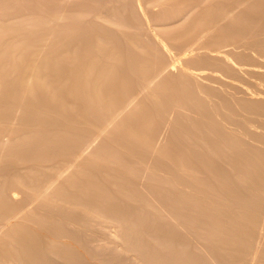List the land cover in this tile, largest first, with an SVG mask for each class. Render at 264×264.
<instances>
[{
  "label": "rangeland",
  "instance_id": "374dc122",
  "mask_svg": "<svg viewBox=\"0 0 264 264\" xmlns=\"http://www.w3.org/2000/svg\"><path fill=\"white\" fill-rule=\"evenodd\" d=\"M37 3H39V4H37ZM14 4L12 1H9V0H4V1L0 0V41L2 43L3 41L5 42L8 39H10L9 41L15 40L18 43V44L16 43L17 48L23 49V52H22L23 56L27 55L28 53H33V51L35 52V49L38 51L40 50L39 52L42 51V55H40V56L43 58L46 56L48 57V59L46 57V59L48 60L47 61L48 67L46 68V70L48 72L45 69L43 70V71H45V72H43L44 74L47 73L46 78L44 80L47 79L48 81L47 80L46 81L48 82V84L40 81L39 87L41 84L42 85L44 84L45 86L43 85V90H42V89H40V88H42V85L40 88L38 87V85H36L37 91L38 90H41V91L45 90L46 91V90H49L50 88H53L52 91H55V89H56L55 92H56V95L58 97H55V99H53L54 97L53 98H46L47 97L46 95H45V97H43L44 94L43 95L40 94V96L38 97V95H39L38 94V95H36L37 98H33V97H31L30 94L28 95V93L21 97V95H20L21 89L19 87H17V84H16L17 81L16 80L18 79L17 75L23 70V66H22L23 64H21L20 59L15 60L16 63L15 62L14 63L16 64V66L14 63L13 64L10 63L12 60L7 61V59L9 57H7L6 54L8 52L4 53V57H6V58H4L2 56L3 58L1 57V59H0V89H2L4 91H12L14 89L13 87H15L16 89H14L13 91L16 93V95H18V96L15 95L16 96V97H14L15 99L18 100V98L19 99L23 98L24 101L25 102L27 101L28 103L32 102V101H36V102H40V104H42V105L50 106V108L52 109L51 113H53V114H51L49 111L47 114H49L50 116L44 117L45 119H43V120H45V121L50 120L51 118H54V117L61 118L62 114H66V115H68V117H69V115L70 116L72 115V117L77 120L78 125L81 127L80 131H82V133H80V131H79L80 135H78L77 132H76L77 135L75 133H71V135L70 134L66 135V137H67L66 141L68 142V144L69 143L73 144L74 142H75V144L79 143V145H77V146H79V150L84 146L83 152H85L87 154L88 152H91L94 149V146L98 147L102 143H104V140H105L106 146H109V145L110 146H119L120 144H118V145H116V144L114 145L113 143L107 144V141L114 139L116 137H119V136H124L126 138V140H128V138L130 137L129 138L130 143L128 145L124 144V146L125 145L126 146H137V147L139 146L138 148H141L142 146H144L145 147L144 150H147V147L149 149H150V147H151V149H155L158 147V145H159V147H161L163 145L162 147H164V146L168 147L167 148L168 150L166 149L168 151V154H169V152H173L171 150H174L175 152L179 151V145H181L182 143L181 144L178 143L179 140H178V142L176 140L174 143V138H173L174 136H177V133L180 130L179 122L181 120H182L181 121L182 123L187 121L185 123H187V125H190L191 123L188 124L189 123L188 121H190V122H192V125H194V124L197 126L199 125V127H201L203 124V122L201 121L202 120L201 115L203 113L201 115H199L200 114V112H199L200 107L197 104L199 101L201 102V100H202L200 98V96H201L202 98L205 97V99H208V101L204 99L205 101L203 100V102H201L202 107L208 105V103L211 102V104L209 103L210 105H208V107H205V108H207L208 110L211 108L210 111L215 112V116H213L214 114L211 113L212 116L215 117V118H213V117L212 118H213V120L216 121V123L219 122L221 124V128L226 130V128L228 127L229 129L228 128L227 129L229 131L228 130H226V131L230 132V130H231V133L232 132L233 133L238 132L236 137L238 135L240 136V137L238 136L240 139V142L241 143L246 142L245 144H247L248 146L251 145V146H249L251 149L248 147L249 148V149L247 148L248 150L253 149V151H255V150H257V146H259V145H261V147L264 148V136H263L264 135V129H262V128H264L263 127L264 126V115H263L264 110H260L261 108L264 109V106H263L264 105V69H263L264 68V48H263L264 47V16H263L264 15V0H199V1L198 0H44V1L26 0V1H18V2L14 1ZM16 4H18V5L16 6ZM148 8H150V10ZM230 15H233V16H230ZM260 15H261V17H260ZM144 17H145V19H144ZM248 19H249V21H248ZM196 21H197V23H196ZM159 22H161V23H159ZM206 23L209 25L208 27L206 26L207 25ZM158 27L159 28L163 27L162 28L163 30H160ZM4 29H6V30H4ZM200 30H201V33H200ZM151 31H153V32H151ZM118 32H119V34H118ZM125 32H126V35H125ZM204 32H205V34H204ZM160 33H162V34H160ZM173 33H174V35H173ZM152 36H153V38H151ZM179 36H181L182 38ZM128 37L131 40L128 39ZM192 37H194V38H192ZM201 38H202V40H201ZM131 41H133V42H131ZM194 41L195 42L197 41V43H195ZM175 42H177V43H175ZM1 43H0V46L2 45ZM129 43L130 44L132 43V44L130 45ZM3 44L5 46V43H3ZM73 45H76L77 51H73L74 47H75V46L73 47ZM237 45H240V46H237ZM127 46H129L130 48ZM205 46H207V47H205ZM67 47H69V48H67ZM169 47H171V48H169ZM0 49H2V46ZM186 49H187V51H185ZM70 50L72 51L71 53H70ZM108 50L110 53L108 52ZM17 51H19V49ZM213 51H214V53H213ZM74 52L76 54H74ZM88 52H90V53H88ZM125 54H126V56H125ZM131 54H132V56H131ZM44 55H46V56H44ZM93 55H94V57L96 56L95 58L97 60L93 57ZM135 55H137V56H135ZM203 55L204 56L206 55V56L204 57ZM222 55H224V56H222ZM232 55H234V56H232ZM131 57L132 58L134 57V59H132ZM228 57H230V58H228ZM43 58H41V59H43ZM53 58H56L55 60H57L56 61L57 63H55V60ZM92 58L95 60H93ZM128 58H130V60ZM203 58H205V59H203ZM89 59H91V61L92 62L94 61V62L93 63L91 61H89V63L87 62L88 65L92 63V66L89 65L87 67V64H85V63H86V60L88 61ZM131 59H132V61H131ZM135 59H136V61H135ZM202 59L205 61V63ZM7 62H9L8 63L9 65L7 64ZM63 62H65V63H63ZM3 63H4V65H2ZM104 63H105V65H104ZM130 63H131V65H130ZM83 65H84V67H83ZM3 66H5V67H3ZM232 66H234V67H232ZM1 67H2V69H1ZM6 67H7V69H6ZM74 67H75V69H74ZM97 67H98V69H97ZM260 68H262V69H260ZM89 69L90 70L92 69V70L90 71ZM101 69H102V71H101ZM189 69H191L192 71ZM238 69H239V71H238ZM75 70L78 72H76ZM103 70H105V71H103ZM10 71L13 72V74L10 73ZM63 71L64 72L66 71L65 73H68V74L70 73V74L67 76V74L62 73ZM131 71H133V73H131ZM5 72H7L8 75ZM75 72H76V74H75ZM252 72H253V74H252ZM49 73H50V75H49ZM180 73H181V75L184 74V76H186V78L189 81L188 83H187V79L186 78L184 79V76L183 75L181 76ZM4 74H6V75H4ZM89 74H91V75H89ZM65 75H66V78L65 77L62 78V76H65ZM201 75H203V76L205 75L204 76L205 78L203 77V80L200 78V77H202ZM85 76H90L89 80H87L88 77L86 78ZM194 76L196 79L194 78ZM251 76H253V79ZM49 77H51L52 81H50L51 79ZM197 77L199 79L198 80L199 83L196 82ZM211 77H212V79H211ZM85 78H86V81H85ZM99 78H101V79H99ZM140 78H142V79H140ZM172 78H173V80H172ZM90 79H92L93 82H94V80H96V82H97L98 79L102 80L104 82L103 85L105 87L102 90L103 92L102 91L100 92L101 95H100V93H94V92L88 90L89 88H92V84H93L92 81H90ZM179 79H180V81H179ZM191 79H194V80H191ZM150 80H151V82H153V81L154 82L151 84V83H149ZM1 81H2V83H1ZM9 81L11 82L12 85H10ZM55 81H57V82H55ZM184 81L186 82V85H185ZM206 81H209V82H206ZM51 82L53 83V85H51L52 84ZM174 82H176V83H174ZM191 82H194V83H191ZM210 82H212L211 83L212 85L211 84H209V85L205 84V83H210ZM147 83H149V85H147ZM195 84H196V86H195ZM201 84H203L202 85L203 88L201 87ZM49 85L53 86V87H50ZM46 86H49V88ZM247 86H249V87L252 86V87L249 88ZM44 87H46V88L44 89ZM11 88H13V89H11ZM148 88H150V90H151L150 93L148 92V91H150V90H148ZM151 88H153V89H151ZM155 88H156V90H154ZM181 89H183L182 90L183 92L185 91L184 92L185 94L182 93ZM185 89L186 90L189 89L187 93H186ZM237 89H239V90H237ZM242 89L245 91V93ZM17 90H19L18 91L19 93L17 92ZM152 90L158 92L157 93L158 96H157V94H156L157 97L155 96L156 98L154 97L153 94H151ZM192 90H194V92L196 90V93H194V92L191 93ZM88 91H89V93H88ZM154 91H153V93L155 94L156 92H154ZM176 91H177V93L179 92V94H178L179 97L177 96L179 99H180V94L183 96V97L181 96L183 98V101L181 99L178 100L175 97ZM226 91L227 92L229 91V92L227 93ZM248 91H250V92H248ZM0 92H2V91L0 90ZM126 92H127V95H126ZM168 93L170 95H172V94H175V95L170 97V95ZM132 94H134V95H132ZM150 94L155 99H152ZM189 94L191 95L190 97L193 100L197 101L196 102L197 105L194 102L192 103L193 100L189 101L190 103L188 101L185 102L186 99L190 100V98H187L188 97L187 95H189ZM232 94L234 96H232ZM237 94H239V95H237ZM242 94H244V95H242ZM245 94H247V95H245ZM103 95L105 98H103ZM196 95L198 98L194 99V98H196ZM206 95H207V97H206ZM2 96L3 97H0V117L7 115V116H9L8 119L15 121V122L11 123L10 125L14 127V128L11 127L13 132H15V130H18L19 133H17L18 134V136H17L15 134H13V132H9L10 129L5 128L7 126L0 124V156H1L0 157V167H2L1 168L2 172L0 170V172H1L0 174H3V172L8 173L14 167L18 168L19 166L20 167L25 166V164L33 161V160L29 161V158H31L32 156L28 152L25 151L27 149H23V147H25V146L26 147L28 146V148H29V146H30L29 143H31L32 139L34 141V143H32V144L40 145V140L47 138L49 136L50 137L48 139L53 137V135H51L47 131L46 128H39L40 129L39 132L28 133V131H30V129H28V128L24 129L23 126L21 125V122L23 121L24 117H27V115H28V114L26 115L27 109L24 110L23 109L24 107H22V106L20 107L19 106L20 102L17 103V105H16V102L13 103V105H14V108H13V105H11L10 103L8 104V102L6 100V99H9L8 101H10L11 96L10 97H8V96L6 97V95H2ZM164 96H168V98L167 97L165 98ZM241 96H242V98H241ZM244 96H245V98L247 97L246 98L247 100L245 98H243ZM115 97H117V98H115ZM235 97L238 100L241 98V101L243 100L242 103H241V101H237L235 99ZM1 98L5 101H3ZM173 98H175V99H173ZM184 98H185V100H184ZM223 99L224 100L227 99V101H224ZM251 99H253L256 103L254 104L253 103L254 101ZM220 100L222 101V104H221ZM153 101H155V102H153ZM230 101H231V104H230ZM234 101H236V103ZM136 102H137V104H136ZM200 102H199V104H200ZM225 102H227V103H225ZM246 102L247 103L249 102L250 105H249V103L247 105ZM164 103H165V105H164ZM243 103L245 106L243 105ZM252 103L254 104L253 106H252ZM157 105H159L161 108L160 113L156 112V111H159L158 110L159 107H158V109L157 108L155 109V107H157ZM224 106H225V108H223ZM260 106H261V108H260ZM162 107H163V110H162ZM190 107H191V109H189ZM197 107L199 109H197ZM230 107H232V108H230ZM233 107H235V108H233ZM237 107H239V108H237ZM226 108H229V109H227V112L225 110ZM55 109H57V112H54ZM63 109H64V112H63ZM186 109H188V110H186ZM221 109H222V111L224 110L223 113H222V111L220 112ZM233 109H235V111H233ZM255 109H257L258 111ZM154 110H155V112H154ZM202 110H204V109L202 108ZM162 111H163V113H162ZM201 112H204V111H201ZM255 112H256V115H255ZM176 114H177V117H176ZM179 114H180V116H179ZM211 114L209 113L210 116H211ZM220 114H222V115H220ZM112 115H114L113 116L114 120L112 119ZM122 115H124V116H122ZM172 115L173 116L175 115L174 118H172L173 117ZM183 115L187 116V117H184ZM178 116L181 117L182 119H180ZM188 116H190L189 118H192L193 121H192V119L188 120L187 119ZM253 116L255 117V121H253L254 120ZM229 117H230V119H229ZM237 117H238V119H236ZM163 118H165L166 120ZM177 118H178V120H177ZM216 118H219V119L216 120ZM222 118H224V119H222ZM261 118L263 119V122L261 121L262 120ZM161 119L163 120V122ZM195 119H198V120L195 121ZM231 119L236 125L231 121ZM242 119L243 120L245 119V120L243 121ZM256 119H257V121H256ZM241 120H242V122H241ZM222 121H224V122L226 121V124ZM146 122H148V123L146 124ZM227 122H230V124H232V125L227 124ZM239 122H240V124H239ZM120 123H121V125H120ZM166 123L169 126H167ZM249 123H250V125H249ZM261 123H263V124H261ZM149 124H151V125H149ZM220 124H218V125L220 126ZM245 124H247L248 126L245 127L246 126ZM182 125H183L182 127H184V124H182ZM241 125L242 126L245 125V126L241 127ZM231 126H234V127H231ZM94 127H96V128H94ZM126 127H128L130 130L132 129V131H134V132L130 131ZM137 127H139V128H137ZM151 127H152V129H151ZM178 127H179V130H177ZM182 127H181V130H182ZM190 127H191V125L188 128H190ZM238 127H241L243 129L238 128ZM161 128H163V129H161ZM169 128H170V130H169ZM188 128L186 127L185 129H188ZM230 128H232V129H230ZM247 128H248V130H246ZM150 129H151V131H150ZM185 129H184V131H185ZM101 130H103V131L101 132ZM147 130H149V131H147ZM157 130H159V131H157ZM251 130H253V131H251ZM260 130H262V131H260ZM23 131H26L27 134L22 136L21 132H23ZM93 131H96L97 133L93 132ZM142 131L143 132L145 131V132L142 133ZM162 131H163V133H162ZM166 131L168 134L166 133ZM189 131L193 132V130H189ZM189 131H187V132H189ZM243 131H246V134ZM247 131H248V133H247ZM175 132H176V135H175ZM195 132L196 131L194 130V132L191 134H195ZM241 132H243V133H241ZM255 132L258 135L255 136V134H254ZM257 132H259V133H257ZM134 133H136V134H134ZM171 133H172V136L170 135ZM173 133H174V136H173ZM183 133L185 135L181 134V132L178 133V136L175 137V139L181 138V140H184L183 138H185V136H187L186 135L187 133H185V132H183ZM252 133H253V135H252ZM261 133H263V135ZM81 134H82V138H81ZM83 134H84V136H83ZM111 134H113V135H111ZM180 134L183 135V137ZM205 135L208 136V133H205L203 136H205ZM88 136L92 137V138L89 139ZM153 136L157 139H154ZM163 136H165V137L163 138ZM191 136L192 137H189V138H191L193 140L191 142L192 145H194V143L197 144L196 140H194V138H193L196 135H194V136L191 135ZM258 136H259V139H258ZM98 137H100V138H98ZM209 137L210 136H208V138ZM14 138H16V139H14ZM137 138L140 139L141 142ZM187 138H188V136H187ZM241 138H243V139H241ZM12 139H13V141H12ZM36 140H39V142H36ZM54 140H57V139H54ZM131 140H133V141H131ZM14 141H15V143H13ZM144 141H145V143H146V141H149V142L151 141L150 142L151 145L149 146V143H147V145H145ZM247 141H249V142L247 143ZM154 142L156 143V145L153 146L152 143L155 144ZM251 142H252V144H249ZM135 143H138V144H135ZM142 143H144V144H142ZM176 143L178 145H176ZM12 144H14V146L18 147V148L22 147L21 149H23L25 152H22V153H21V151L9 152L7 149L10 146H13ZM72 144H71V146L74 145V144L73 145ZM173 144H174V146H173ZM199 144H202V143H199ZM81 145H83V146L81 147ZM85 145H86V147H85ZM121 145L123 146V144H121ZM168 145H170V146H168ZM192 145H190V146H192ZM46 146H50V144H48ZM88 146H89V149L87 148ZM101 146H105V144L104 145L102 144ZM175 146L176 147L178 146V148H175ZM36 147L42 148L40 146H36ZM226 147L227 146H225V147L221 146V148H216V151L222 150L225 152V150H227ZM259 147H258V151L263 150L262 153L264 154V149L263 148L260 149L261 147L260 148ZM85 148L88 149V151H86ZM223 148H224V150H223ZM158 149H160V148H158ZM75 150H77V149H75ZM112 150H113V148H112ZM142 150H143V148H142ZM115 151L117 152L118 150H115ZM120 151L121 150H119L118 152L121 153ZM125 151L126 150L123 151L124 152L123 154H125ZM214 151H215V149H214ZM228 151L229 150H227V152ZM79 152H81V151H79ZM77 154H81V153H77ZM206 155H207V153H206ZM213 156H214V159H216L215 155H213ZM213 156L211 155V157H213ZM68 158H70V156ZM101 162L105 163L106 161L101 160ZM22 164H24V165H22ZM136 167L132 168L131 171L128 168L127 172H130V174L132 173L131 175H133L134 173H137V175L136 174L135 175L141 177V178L137 177V179L138 178L142 179V180L144 179V181L148 180L149 175L147 176V172H146L147 170L146 171L144 170L145 167L140 166L141 168H143V171H145V172H143V177L141 176L142 169L139 167L141 169V171H140V169L138 167H137L138 168L137 169ZM10 168H12V169H10ZM138 170L141 172V174L138 173L139 172ZM128 175H129V173H128ZM193 175H194V173H193ZM194 176H196L197 179H199L197 175H194ZM188 178L189 177H187L186 179H188ZM191 178L192 177H190V179ZM50 180L52 181V179H50ZM142 180H140V181H142ZM182 180H184V179H182ZM182 180L181 179L175 180L176 182L173 185L178 184L179 182L177 183V181H180L181 184H183L184 182L182 183ZM189 181L194 182V179H191ZM189 183L190 182H188V185L190 186L191 183L190 184ZM11 184H14L16 186L17 183L16 182L10 183V184L8 183L7 187H9V188H8V190H7V188H5V189L7 190V192L9 194L13 193L12 195H14L15 201L18 198V201H16V203L17 204L19 203L18 205H19V207H21V210L19 208V211L22 212V209H23L22 206H24L23 204L26 203L24 206V209H26L27 212H30V214H31L32 208H33L32 212L34 211V213L35 212L36 213H39V212L42 213L43 211L45 212V210H42L44 208L41 207L40 202H37L34 199L32 200V198L30 200L26 197V196H28L27 195L28 193H25L26 191H23L24 188L22 189V188H19V186L15 187L13 185V189H14L13 190L11 188L12 187ZM179 184H178V187H180V188L182 186H183L182 188H184V187L186 188V186L188 187L186 182L182 186H180L181 184L180 185ZM192 185H194V183ZM5 187H6V185H5ZM192 187H194V186H192ZM11 189L14 192L13 191H12V193L9 192V191H11ZM15 189H16V191H15ZM189 189H193V188H189ZM24 194H26V196ZM184 197L187 198L188 194L184 195ZM11 198H12V196H11ZM14 198L11 199L12 205H16V203L13 202ZM29 198H30V195H29ZM181 198H183V197H181ZM181 198L178 199V197H177V199H175L176 200L175 202H180ZM162 199H163V201H162ZM160 200H161V202H160ZM177 200H179V201H177ZM181 200L183 201V199H181ZM154 201L157 203L160 202L159 207H161L160 204H162L164 202V198H163V196H161L160 199L159 198L157 199V197L154 196ZM18 205H16V206H18ZM177 205H178V203H177ZM27 207L28 208L30 207V209H29L30 211L27 210ZM161 208H163V205ZM178 208H179V206H178ZM171 210L169 207L164 206V208L161 212L166 215V213L168 214V213L173 211V210L172 211ZM26 211L23 210V212H26ZM173 213H175V212L173 211ZM171 214L170 215L168 214L169 218L173 215V214L172 215ZM174 215L176 216V214H174ZM196 215H195V217H196ZM198 216H199V213H198L197 217ZM174 217H171V220L177 219V216L175 217L176 219ZM259 218L261 220L259 219V224L256 226V228L258 227L261 231L257 228L256 234L260 232L258 235H256L257 238L255 237V239L252 238V240H249L251 242V243L249 242L251 244V248L253 249V250H251V252H253V253L250 256V251H249V253L245 252V253H247L246 257H245V255H242V257L244 256L245 259L241 258V259H243V261H245L247 259L249 261V263L247 260L245 262L241 263L242 260H240L239 261L240 263H238V261H237V262H234V264L235 263L236 264H245L246 262H247L246 264H264V254L262 252V251H264L263 250L264 249L263 248L264 247V244H263L264 243V238H263L264 237V235H263L264 234V231H263V229H264V226H263L264 225V220H263L264 216L262 215V217H261V215H260ZM178 220L179 219H177L173 223H176V222L179 223L180 220L179 221ZM260 222H262L261 225H260ZM25 223L26 224L22 225V226H24L22 228L24 229L26 226H28V228H26L27 230L32 228L31 229L32 231L30 232L31 234L33 233V231L34 232L36 231L35 233H37V234H40V233L45 234L46 233L48 236L55 238V243L57 245L53 243L51 248L50 249L48 248L49 252L51 250V254L54 252L53 250H55V252H56L57 250H60L63 248L66 249L67 247H69V248H67V250H69V251L71 250V254H72V251H73L72 249L74 247L75 251H77V249H78L77 252L80 251V254L82 252L83 255L81 254V256H83V258H85L83 260V261H85V263L91 264L92 263L91 261L95 260V263L93 261L92 264H96V263L97 264H113L115 261L116 262L114 264H117L118 262H120L119 264H121V263L125 264V263H123V262H125V260L121 261L124 258L123 259L122 258H116L115 254H113V251H111L113 249H115V251H116V249H118V247H120V246H122V248H124V245H123V243H122V245H120V241H118V244L115 242V240L120 239V237L117 238L118 235L116 236V232L114 231V229H112L109 226H108L109 228L107 227V229H108L107 233L110 231L108 234L109 236H107V235L106 236L109 237L108 238L109 242L112 241V240L110 241V239L114 240L115 245H112V246H111V243L113 241L111 243H109L107 241V238H105L104 234L102 235L100 233L95 232V234H96V235L94 234L95 239H94L93 234L90 235L89 231L91 233L93 231L98 232V227H96V228L92 227L94 229H92L90 227L89 231H88L89 227L88 228L85 227V229L87 228V232H86V230L84 232L83 227H81L82 229L79 227L81 229V232L83 230L84 233H87V235L90 236V242H88L87 241L88 239H86V237H88V236L84 237V234H83L82 237H79V236H81L80 235L81 233L75 235L80 240L77 238H74L73 237L74 235L72 236V238L70 237V235H67L68 237L66 236V233H68V231L72 232L73 234H76V232L78 233L79 232V231H77L78 227L76 230H75L76 227L71 228L69 226H68L69 228L67 226L64 228H60L63 232H65V230H66L65 228H68L67 231L64 233L65 235L63 234L65 237H63L62 236L63 232L61 233V231H60L61 235L53 236L47 232V229H46V231L43 230V229H45V227L40 226L41 227L40 228L36 223L33 224V222H31V221L29 222L28 220H25ZM27 223H29V224L27 225ZM178 225H179L178 228L183 227V229H184V227H185V225H182L180 223ZM63 229H65V230H63ZM184 230H187L186 232H188L189 229L185 228ZM13 231H15V230H13ZM58 231H54V233H56V232L59 233ZM16 232H17V230L14 233V237L17 236L15 238H18V240H19L22 235L19 236V234H21V233H18V235H17ZM208 232L211 233L213 231L208 230ZM261 232L263 234H261ZM11 233L13 234V232H11ZM110 233L112 235H115L117 239L114 236H113V238H110L111 237ZM189 234L190 235H188V237L189 236L191 237V235H192L191 238L189 237L190 241H191L190 246L193 247L195 250L197 249V246H198L199 249H197V250H199L200 252H203L200 248V245L202 244L201 245L202 249H204L206 251V249L208 247L206 244L207 241L205 242V240H204L202 242L201 241L202 239H200L199 242H197L195 240H197L199 238H197L196 236L191 234L190 230H189ZM211 234H216L215 236H217L216 232L211 233ZM99 236H100V238H99ZM12 237H13V235H12ZM193 237H195L196 239L194 238L195 239L194 240ZM69 238H71V239H69ZM81 238H83V239H81ZM259 238H261V239L259 240ZM93 239L96 242H94ZM104 239L107 241V243H105L106 241ZM12 240H16V239L13 238ZM100 240H103V241L101 242ZM258 240H259V243H257ZM56 241L57 242L59 241L58 242L59 244ZM85 241L89 243L88 244L89 246L92 244V246H94L95 248L91 247L92 248L91 249L90 247L85 245V244H87ZM91 241H93V242L91 243ZM97 241H99V242H97ZM65 242H67V243H65ZM60 243H63V244L65 243L66 246L61 245ZM93 243H95V245ZM102 243H105L106 245L102 244ZM192 243H193V245H192ZM197 243H200V244H197ZM203 243L207 246V247H205L206 249L203 248L205 246V245H203ZM75 244H76V246H74ZM82 244L84 245V248H83ZM101 244H102V249L100 247ZM107 244H109L111 248L116 247L117 245H119V246H117L116 248H112L111 250H108L109 247H107L108 246ZM195 244H196V246H195ZM24 246H23V248H24ZM54 246H56V247H54ZM85 247L89 248L88 249L89 252H91L93 254V258H94L93 260H92L91 253H89L87 248H85ZM104 247H105V249H107V248L108 249L105 250ZM237 247H238V245L235 248H237ZM96 248H99L100 252L102 251L103 255ZM104 250L107 252V254ZM119 250L121 251V249H119ZM119 250H117V251H119ZM126 250L125 251L123 250L124 253L122 251L121 252L119 251V252L123 253L124 256L125 255L127 256ZM66 251L60 253L61 258L59 257V255L57 256L61 260L60 261L57 258V260H59L58 261L59 263L60 262L62 263V261H63V264H65V262L67 263V259L69 257H70V259H68L69 261L67 264H69L73 261L72 260V258H74V256L72 257L73 254L70 256V252L67 251V255H66ZM96 251L100 253V255H98L99 258L97 256L98 260L96 258V255L94 256L95 253H93ZM110 251L112 252L113 255L111 254ZM131 251H129V252H131ZM133 251L130 253L131 256H127L126 261L128 262V264L130 263V261L132 264L134 262H135V264L136 263L138 264L137 261H139L141 264V262H143V260H140L136 256H132ZM210 251L211 250H207L206 253L207 252L212 253ZM258 251H259V253H261V252L262 253L259 254ZM129 252H128V254H129ZM73 253L76 254L75 252H73ZM84 253H86V254H84ZM63 255H65L64 258L62 257ZM84 255H85V257H84ZM133 255H134V253H133ZM135 255H137V254H135ZM24 256L26 259L24 258ZM110 256H113V257L115 256V257L113 259V257H110ZM209 256H210L211 260L209 258H206V260L209 259L208 260L209 262H212L213 264H217V261L215 260V258H213L212 254L211 255L209 254ZM33 257L34 258L39 257L38 259H40L39 261H41V259L45 260L46 257H48V256L45 257V254H44V257H42L41 254H38V256H36V257L35 256L29 257L26 255H23V259L25 261H27L28 258H30L31 261H34V259L32 260ZM100 257L103 258L102 261L100 260L101 259ZM131 257H133L134 259ZM43 258H45V259H43ZM129 258H130V260H129ZM135 258H138L139 260L136 261ZM236 258H238V256ZM256 258H258V259H256ZM86 259H88L91 263H89L88 261L86 262ZM132 259L134 262L132 261ZM64 260H66V261H64ZM106 260H107V262H106ZM127 262H126V264H127ZM142 264H149V263H145V261H144ZM231 264H233V263H231Z\"/></svg>",
  "mask_w": 264,
  "mask_h": 264
},
{
  "label": "bare ground",
  "instance_id": "6f19581e",
  "mask_svg": "<svg viewBox=\"0 0 264 264\" xmlns=\"http://www.w3.org/2000/svg\"><path fill=\"white\" fill-rule=\"evenodd\" d=\"M2 1H4V0H2ZM9 1H12L13 4H14V1L18 2V1H26V0H9ZM40 1H44V0H40ZM37 4H39V3H37ZM17 5L18 4H16V6ZM148 9L150 10V8H148ZM230 16H233V15H230ZM260 17H261V15H260ZM144 19H145V17H144ZM248 21H249V19H248ZM159 23H161V22H159ZM196 23H197V21H196ZM206 26L208 27L209 25L207 24ZM162 28H159V29L163 30ZM4 30H6V29H4ZM151 32H153V31H151ZM200 33H201V30H200ZM118 34H119V32H118ZM160 34H162V33H160ZM204 34H205V32H204ZM125 35H126V32H125ZM173 35H174V33H173ZM179 37H181V36H179ZM151 38H153V36ZM192 38H194V37H192ZM128 39H130V38L128 37ZM9 40L10 39L6 40L7 42L3 41L2 43L0 41V43L2 44L1 45L2 49H0V59H1L2 56L4 57V53L5 52L6 53L8 52L6 54L7 57H9L7 59V61L8 60H12L11 62L10 61L9 62L13 64L16 59H20L21 64H23L22 65L23 66V70L21 69L22 71L18 75L16 74L18 79L17 80L15 79L17 81L16 82L17 87H19L21 89L20 90L21 97L23 95L27 94V93H28V95L30 94L31 97H33V98H37L36 95H38V94H39L38 97L40 96V94H42V95L44 94L43 97H45V95H46L47 96L46 98H53L54 97L53 99H55V97H58L56 95V92H55L56 89H55V91H52L53 88H50L49 90H46V91L45 90L44 91H41V90L37 91V86L36 85H38V87H39L40 81L48 84V82H47L48 80L47 79H46L47 81L44 80L46 78L47 73L46 74L43 73V72H45L43 70L44 69L46 70V68L48 67V62H47L48 61L47 60L48 57L46 55H44V56H46L47 59H46V57H44V58L41 57L40 55H42V51L39 52L40 50L38 51L36 49H35V52L33 51V53H28L27 55L23 56L22 55L23 49L22 48H17V44L18 43L15 40H13V39H12L13 41H9ZM201 40H202V38H201ZM133 41H131V42H133ZM3 43H5V46H4ZM175 43H177V42H175ZM195 43H197V41ZM1 46H0V48H1ZM237 46H240V45H237ZM73 47H74L73 51H77L76 50V48H77L76 45H73ZM127 47H129V46H127ZM171 47H169V48H171ZM205 47H207V46H205ZM67 48H69V47H67ZM18 49H19V51H17ZM71 50H70V53L72 52ZM185 51H187V49ZM108 52H109V50H108ZM88 53H90V52H88ZM213 53H214V51H213ZM74 54H76V53L74 52ZM125 56H126V54H125ZM131 56H132V54H131ZM135 56H137V55H135ZM222 56H224V55H222ZM232 56H234V55H232ZM93 57H94V55H93ZM4 58H6V57H4ZM41 58H43V59H41ZM228 58H230V57H228ZM53 59L55 60L56 58H53ZM95 59H93V60H95ZM128 59L130 60V58H128ZM132 59H134V57ZM132 59H131V61H132ZM203 59H205V58H203ZM56 61L57 60H55V63H57ZM89 61H91V59H89L88 61L86 60V63L85 62L84 63L87 64V62L89 63ZM135 61H136V59H135ZM9 62H7V64ZM63 63H65V62H63ZM92 63L89 64V65L92 66ZM204 63H205V61H204ZM2 65H4V63ZM89 65L87 64V67ZM104 65H105V63H104ZM130 65H131V63H130ZM15 66H16V64H15ZM3 67H5V66H3ZM83 67H84V65H83ZM232 67H234V66H232ZM1 69H2V67H1ZM6 69H7V67H6ZM74 69H75V67H74ZM97 69H98V67H97ZM260 69H262V68H260ZM189 70H191V69H189ZM101 71H102V69H101ZM103 71H105V70H103ZM238 71H239V69H238ZM65 72L63 71L62 73H65ZM76 72H78V71H76ZM76 72H75V74H76ZM5 73H7V72H5ZM10 73L13 74V72H11V71H10ZM131 73H133V71H131ZM65 74H67V76H68L70 73L69 74L65 73ZM252 74H253V72H252ZM4 75H6V74H4ZM7 75H8V73H7ZM49 75H50V73H49ZM89 75H91V74H89ZM180 75H181V73H180ZM182 75L184 76V74H182ZM201 76L202 77H200V78L203 80V77L205 75L204 76L201 75ZM63 77L66 78V75L62 76V78ZM85 77L86 78L88 77L87 80H89V78H90V76H85ZM251 77L253 79V76H251ZM49 78L51 79V77H49ZM86 78H85V81H86ZM185 78H186V76H184V79ZM194 78H195V76H194ZM99 79H101V78H99ZM99 79L97 80V82L94 79H93L94 82L92 81V79H90V81H92L93 84L91 83L92 84V88H89L88 89L89 91H92L94 93H100L103 90V88L105 87L103 85L104 82L102 80H99ZM140 79H142V78H140ZM211 79H212V77H211ZM172 80H173V78H172ZM191 80H194V79H191ZM198 80L199 79L197 77V81L196 82H198ZM50 81H52V79ZM179 81H180V79H179ZM55 82H57V81H55ZM153 82H151V80H150L149 83L152 84ZM188 82L189 81L187 79V83ZM206 82H209V81H206ZM1 83H2V81H1ZM149 83H147V85H149ZM174 83H176V82H174ZM191 83H194V82H191ZM211 83L212 82L205 83V84L209 85ZM10 85H12L11 82H10ZM41 85H40V87H41ZM43 85H42V88L39 87L42 90H43ZM51 85H53V83ZM185 85H186V82H185ZM202 85L203 84H201V87L203 88ZM49 86H46V87L49 88ZM195 86H196V84H195ZM46 87H44V89ZM50 87H53V86H50ZM247 87H249V86H247ZM251 87H249V88H251ZM13 88L16 89L15 87H13ZM13 88H11V89H13ZM153 88H151V89H153ZM0 90L2 91V92H0V95H1L0 97H3L2 95H6V97L7 96L8 97L11 96L10 97V101H8L9 99H6L8 104L10 103L11 105H13V103L16 102V105H17V103L20 102L19 106L20 107L21 106L24 107L23 108L24 110L27 109L26 115L27 114L28 115H27V117H24L23 121L21 122V125L23 126L24 129L25 128L30 129V131H28V133H30V132H34V133L35 132H39L40 131L39 128H46L47 131L51 135H53V137H52L53 139L52 138L48 139L50 137L49 136L47 138H44V139L40 140V145L32 144V143H34V141L32 139L31 143H29V145H30L29 148H28V146L27 147L26 146L23 147V149H27L25 151L28 152L32 156L31 157L32 159L29 158V161L33 160L32 162L25 164V166H21V167L19 166L18 168H15V167L13 169L10 168V169H12L10 172H8V173L7 172H3V174H0V233H1L0 234V264H63V261H62V263L58 262L60 260V258H61L60 257V253L61 252H65L67 250V248H69V247H67L66 249H64V248L60 249L59 248L60 250H57L56 252H55V250H53L54 252L51 254V250L49 252V249L51 248L53 243L56 244L55 243V238L48 236L46 233L45 234H41V233L37 234V233H35L36 231L35 232L33 231V233L31 234L30 232L32 231L31 230L32 228H30L28 230L26 229V228H28V226H26L24 229L22 228V227H24L22 225L26 224L25 220H28L29 222L31 221V222H33V224L36 223L39 227L40 226L41 227H45V229H43V230L46 231V229H47V232L50 233L53 236L61 235L60 231H61V233L63 231L60 228H64L66 226L67 227L69 226L71 228H75L76 227L75 228V230H76L77 227H78V229H77V231H79L78 233L76 232V234H73L72 232L68 231L69 234L66 233V236L70 235V237L72 238V236L74 235L73 237L77 238L75 235L81 233L80 234L81 236H79V235L78 236L82 237L83 234H84V237L88 236V237H86V239H88L87 240L88 242H90V236L87 235V233H84L85 230L87 232V228L88 227H89L88 231L90 230V227L91 228L92 227H94V228L98 227V232L97 231H93L91 233L89 231L90 235L91 234L94 235L95 232L96 233H100L102 235L104 234L105 238H107V241H108L109 237H107V236H109L108 234H109L110 231L107 233V231H108L107 227L109 226L112 229H114V231L116 232V236L118 235L117 238L120 237V239H121V240L120 239L115 240V242L118 244V241H120V245H122V243H123L124 248H122V246H120V247H118V249H116V251H115V249L111 250L112 248H116L117 246H119L117 244H116L117 245L116 247H112V248L110 247L109 244H107L108 245L107 247H109V249L107 247L106 248L108 250L113 251V254H115L116 258H122V259L124 258L121 261L125 260V262H123L125 264L127 262L126 261L127 256H131L130 253L133 250L136 253L133 251L134 255L132 253V256H136L140 260H143V262L145 261V263H149V264H213L212 262L208 261L210 259L209 254L210 255L212 254L213 258H215V260L217 261V264H231V263L234 264V262H237V261H238V263H240L239 262L240 260H242L241 263L245 262L247 259L245 261H243V259H241V258H244V256L242 257V255H245V257H246V255H247V253H249V251H250V256L253 253V252H251V250H253V249L251 248V244H250L251 242L249 240H252V238L255 239L256 235H258L260 233L259 232V233L256 234V232H257L256 230L258 228V227L256 228V226L259 224V219H260L259 216L260 215H261V217H262V215L264 216V154L262 153L263 150L262 151L261 150L258 151V147L259 146L261 147V145L257 146V150H255V151H253V149L252 150H248L250 148L249 146H251V145L248 146L247 144H245L246 142L245 143H241L240 139H239L240 136L238 135L239 137L238 136H237L238 138L236 137L238 132L237 133H235V132L233 133L232 132L233 133L232 134L231 130H230V132H228L229 131L228 127H227L228 129L226 128V130H228V131H226L225 129L221 128V124L219 122H217L218 124H220V126H219L216 123V121L213 120V118H215V117H213V116H215V112L210 111L211 108L209 110L207 108H205V107H208V105H210L211 102H209L210 104L208 103V105L202 107L201 102H203L205 97L202 98L200 96V98L202 100L199 98L201 100V102L199 100L198 101L200 102L201 105L199 104V102L197 103L199 105V107H200V111L198 110L200 112L199 115H201L203 113L201 115L202 116V120L201 121L203 122L201 127H199V125L197 126V125L194 124L196 126L195 127L194 125H192V122L188 121L189 122L188 124L191 123L190 125L192 127V128L191 127L188 128L190 125H187V123H185L187 121H185L184 123L181 122L182 120L180 121L181 123L178 121L179 125H180L179 126L180 130H179V127L177 129V130H179L178 133L181 132V134H184L183 132H185V133H187L186 135L188 136V138H187V136H185V138H183L184 140H181V138H179V137H178L179 139H177V138L175 139V137L178 136V133H177V136H174V133H173L174 143H175L176 140H177V142L179 140L178 143H180V144L182 143L181 145H179V151L175 152L174 150H171L173 152H169V154H168V151H167L168 147H166V146L162 147L163 145L161 147H159V145H158V147L155 148V149H151V147L149 149L147 147V150H144V148H145L144 146H142L141 148H138L139 146L138 147L137 146H126V145H128L130 143L129 142V138L130 137L128 138V140H126V138L124 136H119V137H116L114 139H111V140L107 141V144L108 143H110V144L113 143L114 145L115 144L116 145L120 144L119 146H110V145L106 146V143H105V140H104V143H102V144L103 145L105 144V146H101L102 144L100 146H98V147L94 146V149L92 148L93 150L91 149L92 151L88 152L86 154L85 152H83V150H84V146L83 145H81V147L82 146L83 147L79 150V146H77V145H79V143L75 144V142H74L73 143L74 145L71 143L73 145V146H71V144L70 143L68 144V142L66 141V138H67L66 135H69V134L71 135V133H75L76 134V132H77L78 135H80L79 131H80L81 127L78 125L77 120L72 117V115L71 116L69 115V117H68V115L62 114L61 118L54 117V118H51L50 120L45 121V120H43V119H45L44 117L50 116L49 114H47L49 111L51 113L52 109L50 108V106L42 105V104H40V102H36V101H32V102L28 103L27 101L25 102L23 98L19 99L18 97H17L18 98V100H17L14 97H16L18 95H16V93L13 90H12L13 92L12 91H4L2 89H0ZM148 90H150V88H148ZM154 90H156V88ZM154 90H152L151 94H153L154 97H155L158 92L154 91ZM182 90L183 89H181V91ZM188 90H186V93L188 92ZM237 90H239V89H237ZM18 91L19 90H17V92ZM89 91H88V93H89ZM153 91L156 92V93L154 94ZM148 92L150 93L151 90L148 91ZM184 92L182 91V93H184ZM193 92H194V90H192L191 93H193ZM248 92H250V91H248ZM194 93H196V90H195ZM244 93H245V91H244ZM151 94H150V96H151L152 99H155L158 96V94H157V96L154 98ZM175 94H172V95L169 94V95H170V97L175 95V97L178 100L181 99L183 101V98H182L183 96L181 94H180V99L178 98L179 97L178 96L179 92L177 93V91H176ZM190 94L187 95L188 96L187 98H190V100L186 99L185 102H187V101L189 102V101L193 100L190 97L192 94L191 95ZM100 95H101V93H100ZM104 95H103V98H105ZM126 95H127V92H126ZM132 95H134V94H132ZM237 95H239V94H237ZM242 95H244V94H242ZM245 95H247V94H245ZM232 96H234V95L232 94ZM164 97L168 98V96H164ZM206 97H207V95H206ZM115 98H117V97H115ZM197 98L198 97L196 95V98H194V99H197ZM241 98H242V96H241ZM241 98L238 100L235 97V99L237 101H241ZM243 98H245V96ZM173 99H175V98H173ZM184 100H185V98H184ZM205 100L208 101V99H205ZM221 100H220V102L222 104ZM251 100H253V99H251ZM3 101H5V100H3ZM224 101H227V99H225ZM242 101H241V103H242ZM153 102H155V101H153ZM193 102L196 104L197 101L193 100L192 103ZM234 102L236 103V101H234ZM225 103H227V102H225ZM248 103H247V105H248ZM253 103L255 104L256 102L254 101ZM253 103H252V106L254 105ZM136 104H137V102H136ZM230 104H231V101H230ZM159 105H157V107H155V109L156 108L158 109V107H159V109H158L159 111H156L158 113H160V109H161ZM164 105H165V103H164ZM243 105H244V103H243ZM249 105H250V103H249ZM13 108H14V105H13ZM202 108L204 110H202ZM223 108H225V106ZM230 108H232V107H230ZM233 108H235V107H233ZM237 108H239V107H237ZM260 108H261V106H260ZM189 109H191V107ZM197 109H199V108L197 107ZM222 109L220 110V112L222 111ZM227 109H229V108L225 109L226 112H227ZM162 110H163V107H162ZM186 110H188V109H186ZM255 110H257V109H255ZM260 110H264V109L261 108ZM201 111H204V112H201ZM223 111H222V113H223ZM233 111H235V109H233ZM54 112H57V109H55ZM63 112H64V109H63ZM154 112H155V110H154ZM208 112L210 114L212 113L214 115L212 116V114H211V116H210ZM162 113H163V111H162ZM51 114H53V113H51ZM220 115H222V114H220ZM255 115H256V112H255ZM113 116L114 115H112V119H113ZM122 116H124V115H122ZM174 116L172 118H174ZM179 116H180V114H179ZM2 117H0V124L7 126L5 128L10 129L9 132H13V130L11 128L13 126H11L10 124L15 122V121H13L11 119H8L9 116H7V115H4ZM176 117H177V114H176ZM184 117H187V116H184ZM189 117L190 116H188V118H187L188 120L192 119V118H189ZM179 118L182 119L181 117H179ZM163 119H165V118H163ZM218 119L219 118H216V120H218ZM222 119H224V118H222ZM229 119H230V117H229ZM236 119H238V117ZM257 119H256V121H257ZM177 120H178V118H177ZM197 120L198 119H195V121H197ZM242 120H241V122H242ZM192 121H193V119H192ZM226 121L225 122L222 121V122H224L226 124ZM231 121H232V119H231ZM253 121H255V117H254ZM261 121L263 122V119ZM162 122H163V120H162ZM230 122H227V124H230ZM147 123L148 122H146V124ZM167 123H166V125L169 126ZM182 124H184V127H182L183 126ZM239 124H240V122H239ZM261 124H263V123H261ZM120 125H121V123H120ZM149 125H151V124H149ZM230 125H232V124H230ZM245 125H244L245 127L248 126L247 124H245ZM249 125H250V123H249ZM244 126L241 125V127H244ZM181 127H182V130H181ZM186 127L189 130H193V132L195 130L196 131L195 134H191L193 132L189 131L188 129H185ZM231 127H234V126H231ZM241 127H238V128H241ZM94 128H96V127H94ZM126 128H128V127H126ZM137 128H139V127H137ZM151 129H152V127H151ZM151 129H150V131H151ZM161 129H163V128H161ZM184 129H185V131H184ZM230 129H232V128H230ZM241 129H243V128H241ZM262 129H264V128H262ZM169 130H170V128H169ZM246 130H248V128ZM17 131L18 130H15V132H13V134L18 136L17 133H19V131L18 132ZM102 131L103 130H101V132ZM130 131H132V129ZM147 131H149V130H147ZM157 131H159V130H157ZM187 131H189V132H187ZM251 131H253V130H251ZM260 131H262V130H260ZM93 132H96V131H93ZM132 132H134V131H132ZM144 132L142 131V133H144ZM243 132H245V134H246V131H243ZM243 132H241V133H243ZM80 133H82V131H80ZM162 133H163V131H162ZM166 133H167V131H166ZM189 133L191 135H193V136L196 135L193 138H194V140H196L197 144H195L193 142L194 145H192L191 142L193 140L191 138H189V137H192ZM205 133H208V136H210V137L208 138L207 135H205L206 137L203 136ZM247 133H248V131H247ZM257 133H259V132H257ZM26 134H27L26 131L21 132L22 136L26 135ZM134 134H136V133H134ZM254 134H255V136L258 135V134H256V132ZM261 134L263 135V133H261ZM111 135H113V134H111ZM170 135L172 136V133ZM175 135H176V132H175ZM252 135H253V133H252ZM83 136H84V134H83ZM181 136L183 137V135H181ZM259 136H258V139H259ZM164 137L165 136H163V138ZM81 138H82V134H81ZM90 138H92V137H89V139ZM98 138H100V137H98ZM243 138H241V139H243ZM14 139H16V138H14ZM54 139H57V140H54ZM154 139H157V138L154 137ZM138 140L140 141V139H138ZM12 141H13V139H12ZM15 141L13 143H15ZM131 141H133V140H131ZM36 142H39V140H36ZM150 142L146 141V143H145V141H144L145 145H147V143H149V146L151 145ZM248 142L249 141H247V143ZM252 142L249 143V144H252ZM144 143H142V144H144ZM199 143H202V144H199ZM48 144H50V146H46ZM121 144H123V146ZM124 144H126V145L124 146ZM135 144H138V143H135ZM189 144L192 145V146H190ZM12 145L13 146H10L7 149L9 152H17V151H21V153L25 152L23 149H21L22 147L18 148V147H15L14 144H12ZM152 145L154 146V145H156V143L155 144L152 143ZM176 145H178V144L176 143ZM36 146H40L42 148H38ZM168 146H170V145H168ZM173 146H174V144H173ZM221 146H224V147L227 146L226 149L229 150V151L228 152H227V150H225V152L222 151V150H221L222 152L218 151V150L216 151V148H221ZM85 147H86V145H85ZM87 148L89 149V146ZM112 148H113V150H112ZM142 148H143V150H142ZM158 148H160V149H158ZM175 148H178V146L177 147L175 146ZM262 148L263 147H261L260 149H262ZM75 149H77V150H75ZM88 149L85 148L86 151H88ZM123 149L126 150L125 154H123L124 153ZM214 149H215V151H214ZM115 150H118V151L121 150L120 151L121 153H119L118 151L116 152ZM223 150H224V148H223ZM79 151H81V152H79ZM77 153H81V154H77ZM206 153H207L208 156L206 155ZM211 155L212 156L215 155L216 159H214V156L211 157ZM69 156H70V158H68ZM101 160L106 161V162L105 163L101 162ZM22 165H24V164H22ZM136 166L138 168L140 166L141 167H145L144 170L145 171L147 170L146 171L147 172V176L149 175L148 176V180L144 181V179L143 180L139 179L141 177L140 176H136L137 173H134L133 175H131L132 173L130 174V172H127L128 168L131 171V169L136 167ZM1 168L2 167H0V170L2 172ZM141 169H142V174L140 172ZM141 169H140V171L138 170L139 171L138 173H140L141 176L143 177V172H145V171H143V168H141ZM128 173H129V175H128ZM193 173H194V175H197L199 179H197V177L194 176ZM137 177H139L138 178L139 180L137 179ZM187 177H189V178L186 179ZM190 177H192L191 179H194V182L189 181V180H191ZM50 179H52V181ZM178 179H181V180L184 179L185 181L182 180V183L184 182L183 184H185V182H186L187 185H188V182H190V183L192 182L191 185L194 183V185H192L194 187H192L191 185H190L191 186L190 187L188 185L189 188H193V189H189L186 185L185 186H186V188L189 191L185 187L182 188L183 184H181L180 181H177V183L179 182L181 184L180 185L178 183L180 186H182L181 188L178 187V184L173 185L176 182L175 180H178ZM140 180H142V181H140ZM48 181L49 182L51 181V182L49 183ZM14 182H16L18 184V185L16 184V186H19V188H22V189L24 188L23 191H26L25 193H28L27 194L28 196H26V194H24V195L28 199L31 200V198H32V200L34 199L37 202H40L41 207L44 208V209H42V208L41 209L45 210V212L43 211L42 213H40V212L39 213H36V212L34 213V211L32 212V209H33L32 208L31 209V214H30V212H27L26 209H24V206H25L26 203L23 204L24 206H22L23 207L22 212L19 211V208L21 210V207H19V205H18L19 203L18 204L16 203V201H18V198L15 201L14 195H12L13 194L12 191L14 190L13 189V185L14 184H11L12 185L11 188L13 190L11 189V191H9L12 194H9L7 192L8 188H9V187H7L8 183L10 184V183H14ZM5 185H6V187H5ZM172 186L173 187L175 186V187L173 188ZM5 188H7V190ZM15 191H16V189H15ZM187 194H188V197L187 198L184 197V195H187ZM29 195H30V198H29ZM11 196H12V198H14L13 202L16 203V205H18V206L11 204V202H12ZM154 196L157 197V199L158 198L160 199V197L163 196L164 202L162 204H160V206L162 207V205H163V208L165 206V207H169L170 210L172 209L175 213H173V211L171 210L172 212H170L168 214L170 215L172 213L173 215L171 214L172 215L171 217H174L175 216L174 214H176L177 219L180 220V221L178 220L179 223L182 224V225H185L184 229L185 228L189 229L191 234H193L194 236L199 238V239L195 240L196 238L193 237V239L195 238L194 239L195 241L199 242L200 239H202L201 240L202 242L204 240H205V242L207 241L206 244H207V246L209 248L204 243H203V245H205V246L203 248L207 247V249L205 248L206 251L207 250H211L210 252H212V253H209V252L206 253V251L204 249H202V246H201L202 244L200 245V248H201V250L203 252H200L199 250H197V249H199L198 246H197L196 250L193 247H191L190 246L191 245L190 238L192 237V235H191V237L189 236L190 238L188 237V235H190L189 234V230H188V232H186L187 230H184L183 227H181L182 229L178 228V226H179L178 222L173 223L174 221L177 220L175 218L176 216L174 217L176 220H174V219L171 220V217L169 218L167 213H166L167 216L165 214H163L161 212L163 210V208L159 207V203L161 202V200H160L159 203L155 202L154 201ZM177 197H178V199L183 197V198H181V199H183V201L180 199V202H175L176 201L175 199H177ZM162 201H163V199H162ZM177 201H179V200H177ZM177 203H178V205H177ZM178 206H179V208H178ZM29 209H30V207L29 208L27 207L28 211H30ZM23 210H25L26 212H23ZM198 213H199V216L197 217ZM195 215H196V217H195ZM28 224L29 223H27V225ZM261 224H262V222H260V225ZM79 227L80 228L83 227L84 232H83V230L81 232L82 228L80 229ZM85 227H87V228L85 229ZM68 228H65L66 230L65 229H63V230H65V232H66ZM94 228H92V229H94ZM13 230H15V231L17 230V232H16L17 235H18V233H21V234H19V236H21V235L22 236L20 237L19 240H18V238H15L17 236L14 237L15 231H13ZM208 230L213 231L211 233L216 232L217 236H215L216 234L209 233ZM54 231H58L59 233H57V232L54 233ZM263 231H264V229H263ZM11 232H13V234ZM65 232L62 233L63 237H65L64 236ZM261 234H263V233L261 232ZM12 235H13V237H12ZM95 235H94V239H95ZM100 236H99V238H100ZM110 236H111L110 238H113V236L116 238V236L112 235L111 233H110ZM13 238L16 239V240H12ZM71 238H69V239H71ZM83 238H81V239H83ZM77 239H79V238H77ZM94 239H93V241H94ZM260 239L261 238H259V240ZM259 240H258L257 243H259ZM93 241H91V243ZM100 241L102 242L103 240H100ZM107 241L105 243H107ZM110 241L112 243L109 242V241L108 242L111 243V246L115 245L113 239H110ZM88 242H86L87 244H85V245H87L90 248L91 247L93 248L94 246H92V244L89 246ZM94 242H96V241H94ZM97 242H99V241H97ZM65 243H67V242H65ZM65 243L64 244L60 243V244L61 245H65ZM105 243H102V244H105ZM193 243H192V245H193ZM93 244L95 245V243H93ZM102 244L100 246L101 249H102ZM197 244H200V243H197ZM22 245L24 246V248H23ZM237 245H238V247L235 248ZM74 246H76V244ZM195 246H196V244H195ZM54 247H56V246H54ZM83 248H84V245H83ZM85 248H87V247H85ZM99 248H96V249L99 250ZM74 249L75 248L73 247V249H72L73 250L72 251L73 255L71 254V250L70 251L67 250L68 252H70V256L71 255H72V257L74 256V258H72L73 261L71 263H69V264H88V263H85V261H83L85 258H83V256H81L82 252L80 254V251L77 252L78 249H77V251H75ZM88 249L89 248H87V250ZM104 249H105V247H104ZM107 249H105V250H107ZM119 249H121V251L123 253L127 249L126 250L127 251V256L126 255L124 256L123 253H120L121 251ZM117 250H119L120 252L117 251ZM67 251H66V255H67ZM97 251L93 252V253H95L94 256L96 255V258H97L98 255H100V253H102V251L100 252V250H99L100 253L97 252ZM129 251H131V252H129ZM73 252H75L76 254H74ZM88 252H89V250H88ZM128 252H129V254H128ZM245 252H247V253H245ZM262 252L264 254V251H262ZM89 253H91V252H89ZM258 253H259V251H258ZM261 253H259V254H261ZM38 254H41L42 257H44V254H45V257L46 256H48V257H46V259L43 258L45 260L41 259V261H39L40 260V259H38L39 257L38 258L36 257V256H38ZM84 254H86V253H84ZM106 254H107V252H106ZM111 254H112V252H111ZM135 254H137V255H135ZM23 255H26V256H29V257L35 256L38 260L33 257L32 260L34 259V261H31L30 258H28L27 261H25L23 259ZM58 255H59L60 258L57 257ZM91 255H92V260H93L94 259L93 258V254L91 253ZM102 255H103V253H102ZM64 256L65 255H63L62 257L64 258ZM237 256H238V258H236ZM84 257H85V255H84ZM110 257H113V256H110ZM114 257H113V259H114ZM24 258H25V256H24ZM57 258L59 260H57ZM98 258H99V256H98ZM98 258H97V260H98ZM131 258H133V257H131ZM138 258H135L136 261L139 260ZM206 258H209V259L206 260ZM68 259H70V257ZM68 259H67V263L69 261ZM102 259L103 258H101L100 260L102 261ZM133 259H132V261H133ZM256 259H258V258H256ZM129 260H130V258H129ZM64 261H66V260H64ZM87 261L89 263H91V262L93 263V261H94V263H95V260L90 262L88 259H86V262ZM106 262H107V260H106ZM137 262H138V264H140L139 261H137ZM143 262H141V264ZM67 263L65 262V264H67ZM119 263L120 262H118L117 264H119ZM248 263H249V261H248ZM127 264H128V262H127ZM129 264H132L131 261H130ZM133 264H135V262Z\"/></svg>",
  "mask_w": 264,
  "mask_h": 264
}]
</instances>
